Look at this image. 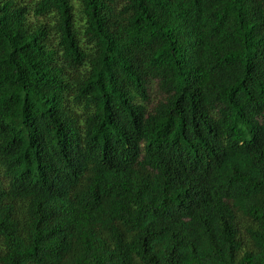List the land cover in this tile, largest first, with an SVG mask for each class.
<instances>
[{
    "label": "trees",
    "instance_id": "1",
    "mask_svg": "<svg viewBox=\"0 0 264 264\" xmlns=\"http://www.w3.org/2000/svg\"><path fill=\"white\" fill-rule=\"evenodd\" d=\"M0 264H264V0H0Z\"/></svg>",
    "mask_w": 264,
    "mask_h": 264
},
{
    "label": "rangeland",
    "instance_id": "2",
    "mask_svg": "<svg viewBox=\"0 0 264 264\" xmlns=\"http://www.w3.org/2000/svg\"><path fill=\"white\" fill-rule=\"evenodd\" d=\"M161 98L160 94L155 90L150 98V104L154 105Z\"/></svg>",
    "mask_w": 264,
    "mask_h": 264
}]
</instances>
